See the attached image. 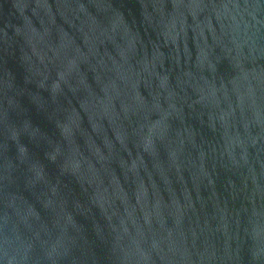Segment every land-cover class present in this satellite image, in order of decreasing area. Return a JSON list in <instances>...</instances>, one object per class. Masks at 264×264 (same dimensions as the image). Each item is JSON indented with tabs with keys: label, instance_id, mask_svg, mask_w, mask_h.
Listing matches in <instances>:
<instances>
[{
	"label": "water",
	"instance_id": "water-1",
	"mask_svg": "<svg viewBox=\"0 0 264 264\" xmlns=\"http://www.w3.org/2000/svg\"><path fill=\"white\" fill-rule=\"evenodd\" d=\"M0 264H264V0H0Z\"/></svg>",
	"mask_w": 264,
	"mask_h": 264
}]
</instances>
